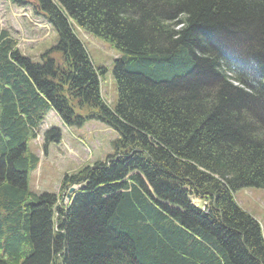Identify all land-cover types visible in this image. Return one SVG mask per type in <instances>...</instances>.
<instances>
[{"label":"trees","instance_id":"trees-1","mask_svg":"<svg viewBox=\"0 0 264 264\" xmlns=\"http://www.w3.org/2000/svg\"><path fill=\"white\" fill-rule=\"evenodd\" d=\"M10 1H32L57 43L35 62L0 31V264H264L234 196L264 190V0ZM78 28L119 55L113 108ZM50 111L118 135L59 196L29 186Z\"/></svg>","mask_w":264,"mask_h":264},{"label":"rangeland","instance_id":"rangeland-1","mask_svg":"<svg viewBox=\"0 0 264 264\" xmlns=\"http://www.w3.org/2000/svg\"><path fill=\"white\" fill-rule=\"evenodd\" d=\"M29 2L28 5L20 7L9 0H0V30L7 32L16 41L21 54L28 57L34 55L36 58H31L38 60L41 54L57 43V35L52 29L49 31L47 20L33 7L32 1ZM76 34L87 48L94 65L108 70L104 80L102 78L101 88L104 100L115 107L118 90L112 70L114 59L119 55L109 44L87 35L80 29ZM44 127L45 131L59 128L63 142L50 144L46 156L42 155L38 142L31 145L33 153L40 154L38 169L29 175V186L38 195L59 193L65 175L79 167L104 161L114 153L113 141L117 135L100 122H88L83 128H67L51 111ZM67 146H71L70 150ZM234 196L238 205L255 218L264 230V190H240Z\"/></svg>","mask_w":264,"mask_h":264},{"label":"water","instance_id":"water-1","mask_svg":"<svg viewBox=\"0 0 264 264\" xmlns=\"http://www.w3.org/2000/svg\"><path fill=\"white\" fill-rule=\"evenodd\" d=\"M70 192L73 193L74 192V189H71Z\"/></svg>","mask_w":264,"mask_h":264}]
</instances>
